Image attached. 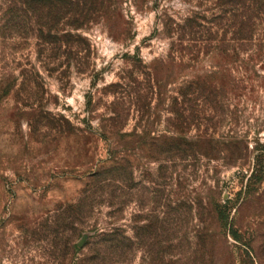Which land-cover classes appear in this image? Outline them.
I'll list each match as a JSON object with an SVG mask.
<instances>
[{
    "label": "rangeland",
    "instance_id": "374dc122",
    "mask_svg": "<svg viewBox=\"0 0 264 264\" xmlns=\"http://www.w3.org/2000/svg\"><path fill=\"white\" fill-rule=\"evenodd\" d=\"M82 2L55 37L0 32V264H264V16L238 44L217 0ZM192 58L213 89L181 131L152 75Z\"/></svg>",
    "mask_w": 264,
    "mask_h": 264
},
{
    "label": "trees",
    "instance_id": "16d2710c",
    "mask_svg": "<svg viewBox=\"0 0 264 264\" xmlns=\"http://www.w3.org/2000/svg\"><path fill=\"white\" fill-rule=\"evenodd\" d=\"M83 0H0V32L3 35H12L19 33L20 35L28 31L37 30L41 36L55 37L53 27L62 18L77 17L81 9ZM210 0H197V7L201 8ZM217 6L225 8L223 11L226 20L230 23V28L234 30V41L240 44L246 40L244 33L251 25L252 17L264 16V0H217ZM208 18L205 10L202 12L195 11L193 16L189 18L185 25L180 27L181 35L178 44L180 51H185L183 47L185 36L194 42L195 48H201L203 44H208L210 40V29L208 28ZM77 29V28H75ZM71 36L66 33L65 37ZM198 45V46H197ZM193 47V46H192ZM176 59L161 62V69L153 74V80L159 86V96L166 97L168 93L167 86L170 83L177 84V88L173 91L175 96L172 99L170 112L172 113L175 128L183 131L186 128H202L205 127L207 119V105L213 89L212 82L207 73L192 71L191 63L195 59L184 62L180 59L177 65L178 72L172 82L171 77L174 72V62ZM192 61V62H191ZM157 64V63H156ZM160 64V63H159ZM155 67V66H154ZM153 68V67H152ZM155 69V68H154ZM191 69V71H190ZM158 71V72H157ZM186 73H189L188 75ZM136 81V80H135ZM214 90H216L214 88ZM215 92V91H214ZM199 140V139H198ZM178 156L187 158L194 155L211 156V148L202 150L186 143L180 145Z\"/></svg>",
    "mask_w": 264,
    "mask_h": 264
}]
</instances>
